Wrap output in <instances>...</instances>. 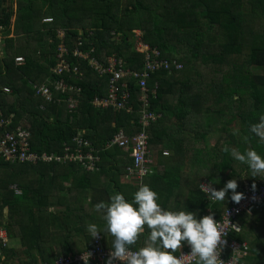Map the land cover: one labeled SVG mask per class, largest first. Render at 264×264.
<instances>
[{
  "label": "trees",
  "instance_id": "16d2710c",
  "mask_svg": "<svg viewBox=\"0 0 264 264\" xmlns=\"http://www.w3.org/2000/svg\"><path fill=\"white\" fill-rule=\"evenodd\" d=\"M45 18L52 22L42 23ZM58 30L63 31L62 39ZM0 34V84L9 91L0 92V113L11 118V127L29 133L31 152L62 154L64 145L74 148V138L81 133L99 160V171L90 174L76 163H10L0 157V226L7 234V243L0 245V264H53L58 258L79 255L94 245L87 224L105 226L94 205L107 203L115 192L131 199L140 186L127 178L130 152L108 146L119 131L126 136L139 131L140 87L134 79L127 82L130 114L94 107L95 98L106 96L110 76L96 74L85 60L73 57L79 38L89 57L104 65L114 57L125 71L143 70L137 40L156 49L158 60L182 65L178 71L173 66L171 72L157 70L145 81L150 110L161 117L148 129L154 173L141 184L158 193L162 207L186 208L198 217L211 214L218 221L236 204L231 190L224 201L208 204L200 183L208 180L219 190L225 185L220 181L235 179L236 191L243 194L241 172L247 167L225 149H249L238 142L237 134L248 136L244 140L252 149L260 147L248 132L250 124L237 133L226 124L236 115L255 123L257 107L264 103V74L258 73L264 69V0H0ZM16 43L19 49H11ZM60 44L79 75L53 73ZM17 57L23 63L16 64ZM55 81L73 90L57 92L51 86ZM44 83L54 103L34 96L31 84ZM68 98L77 102L72 111L67 109ZM248 101L251 110L245 108ZM223 130L229 132L228 146L214 157L208 155L218 146L208 144L209 134ZM165 150L168 156L162 155ZM158 164L161 171L155 170ZM237 222L241 233L236 240L248 241L264 226V203L245 211ZM99 237L111 250L110 234ZM146 239L147 231L132 250ZM239 264L245 260L239 259Z\"/></svg>",
  "mask_w": 264,
  "mask_h": 264
},
{
  "label": "clouds",
  "instance_id": "9594fccd",
  "mask_svg": "<svg viewBox=\"0 0 264 264\" xmlns=\"http://www.w3.org/2000/svg\"><path fill=\"white\" fill-rule=\"evenodd\" d=\"M46 19L48 18L43 19L42 23H47L44 22V20ZM58 31H62V30H58ZM142 56H143V65H144V55L142 54ZM15 63L19 65L23 63V60L17 63L15 58ZM174 63L180 65L182 68V65L176 61H173L172 63H170V65L174 67ZM174 71H178V70L174 68ZM154 73H151L149 76H151ZM53 83L54 82L51 83V86ZM42 85H46V83ZM42 85L35 86L31 84L35 97H38L35 95V87H40ZM0 92L9 93L8 89L4 86H1V84H0ZM68 100L71 99L68 98ZM68 100L66 102L67 109L69 111H72L75 109L77 102L75 100H71L74 103L76 102V104L73 109H69ZM44 103H46V101ZM39 109L40 111H44L45 106L41 105ZM132 111L133 110H131L130 113H132ZM148 111L154 113L155 115H159V117L156 118V120H158L161 117V114L151 111L150 106L148 107ZM140 112H139V119L141 115ZM0 119L8 122V124L6 125L7 132H9L12 135L15 134L17 128H20V127H14V128L11 127L12 125L11 118H4L2 113H0ZM139 119L137 121V124L139 122ZM152 123L146 129V134L148 137L147 145H148V161H149L147 165L148 169L144 170L146 175L140 179H137L129 174L128 170L132 168L133 160H132V164L126 169L127 178H129L130 180L132 179L135 183H138L140 186L132 194L131 199L126 198L122 192H115L109 197L107 203L103 201L96 203L94 205V210L97 213L101 214V219L104 221L105 226L101 228L96 223H88L86 226V232L93 239L97 238L103 232H107L112 237L111 251L109 253V257L105 262V264H119V261L121 260H123L125 264H182V261L174 253L178 248H181L182 246L185 245L190 247V252L189 254H187V256L194 258L195 264H222L221 260L219 259V256H220V251L224 245V240H223L224 232L220 222L216 221L213 215L210 214V215L198 217V214L196 212L189 211L186 208L181 210L165 209L164 207L161 206L158 193L155 190H153L150 185L141 184L142 180L145 177H148L154 173V167L151 164V158H150L149 135H148V129L150 128ZM138 126L140 127V124H138ZM140 131H141V127L138 132ZM138 132H136L135 134H137ZM248 132L251 136L257 138L261 142H264V114H261L258 117L257 122L252 123L249 126ZM112 138L110 140H112ZM244 139L247 140L248 136H245ZM29 140H30V135L28 138V144L30 149ZM65 147L68 146L64 145V148ZM75 148L76 147L74 146L73 150ZM119 149L123 150L122 148ZM92 150H93L92 155H95L94 148H92ZM225 150L230 151V156L232 159L243 165H246L247 170L249 171L251 176L256 177V176L264 175V157H262L255 149H245L243 152H240L235 148H232L230 150L229 149H225ZM123 151L130 152V156H131V151L129 149L127 151L125 150ZM86 152H88L87 149L82 150L83 155H85ZM42 154H46V153H42ZM50 154H55L60 156L63 155V151L62 154H57V153H50ZM50 154H46V155H50ZM163 155L168 156V153H164ZM6 162L15 163L16 161L8 160ZM74 163L79 164L77 162ZM58 164L63 165L69 163H58ZM98 171H99V167H97V171L94 172L85 171V172L93 174ZM257 183H261V182H257ZM254 185L253 188L255 187ZM237 187L238 185L236 180L232 179L227 181L224 187L220 190H215L212 188H208V189H209V194L212 195L215 200L221 202L225 200L226 194L229 192V190H231L232 193L230 196L231 201L235 203H239V201L243 198V194L236 191ZM1 229L4 230L3 227ZM145 231H147L146 241L143 243L142 246L139 247L138 250H132L131 246H133L137 242L140 234L145 233ZM100 242L102 244L101 247L103 250L105 251L110 250L104 247L103 241ZM93 247L94 245L87 248L85 251ZM243 258L244 256L241 257L240 259ZM238 264H239V260H238Z\"/></svg>",
  "mask_w": 264,
  "mask_h": 264
},
{
  "label": "built area",
  "instance_id": "2783aa9c",
  "mask_svg": "<svg viewBox=\"0 0 264 264\" xmlns=\"http://www.w3.org/2000/svg\"><path fill=\"white\" fill-rule=\"evenodd\" d=\"M44 22H51L50 19L44 20ZM57 37L59 39L63 38V32L58 31ZM136 51L144 55V65L141 72H134L123 69V63L121 60H117L114 57L107 59L106 64H101L94 57H89V53L82 51L81 39H78L77 47L73 51V57L85 60L88 66L98 75H109V87L105 97L95 98L93 100L94 107L98 109H108L112 108L116 111H125L130 113L132 108L130 101V93L128 91L127 82L129 79H134L141 91L139 101L142 104V109L140 112V119L138 124H140L141 131L133 136H126L122 131L117 133L112 140L109 141L108 146H117L127 151H131V157L133 160L132 168L128 170L131 176H134L137 179L142 178L146 175L145 171L148 161V145H147V134L146 129L149 125L159 117L152 112L148 111V101L147 96L145 95V81L146 78L157 70L164 69L165 71H170L171 65L167 60H158L159 53L156 49H150L145 43L135 41ZM92 53V50L90 51ZM68 52L63 44L58 47L56 61L57 64L53 69V73L56 75L64 74H73L74 76L79 75V70L77 66H72L68 61ZM21 58H16V62H21ZM174 68L176 70L181 69L180 65L174 63ZM52 87L55 91H64L66 89L73 90L72 87H67L60 82H54ZM77 91H79L77 89ZM35 95L44 99L48 103L54 102L52 96V91L48 88L47 85H42L40 87H35ZM76 102L74 103L71 100H68V108L73 109ZM42 109V108H41ZM7 121L0 119V157L5 161H18L25 162L30 161L36 163L37 161L43 163H74L77 162L81 165L83 170L86 172L97 171L96 162L98 161L97 157L92 155L91 145L82 139L81 134L78 133L74 138L75 149L71 147H65L63 150V155L55 154H41L38 155L33 153L29 149L28 138L29 134L25 130L17 128L15 134L12 135L7 132L6 125ZM88 152L85 155L82 154V150ZM210 183V182H209ZM211 184V183H210ZM254 185V184H253ZM253 185L249 182L243 183V198L239 203L234 204L233 206L227 208L220 220H218L222 226L224 236V245L220 251L219 259L222 264H238V260L246 255L247 247L244 244H239L230 238V233L236 226V219L238 216L243 214L245 211L250 209L253 206L261 204L264 202V184L256 183L253 188ZM200 190L203 192L205 199L208 203H214L217 200L209 194V189L212 188L211 185L201 183L199 186ZM213 189V188H212ZM6 232L0 228V244L4 246L7 243L4 238ZM102 239L98 236L94 238V247L88 249L86 253L75 255L74 257H61L58 258L53 264H105L109 257L111 250L105 251L101 247ZM92 251V253H91ZM190 252V247L184 246V248L176 255L181 261L182 264H195V259L187 256ZM48 264V263H43ZM119 264H125L123 260L119 261Z\"/></svg>",
  "mask_w": 264,
  "mask_h": 264
},
{
  "label": "crops",
  "instance_id": "0c3cea01",
  "mask_svg": "<svg viewBox=\"0 0 264 264\" xmlns=\"http://www.w3.org/2000/svg\"><path fill=\"white\" fill-rule=\"evenodd\" d=\"M1 38H2V36L0 34V55L3 53L2 50H1L2 49ZM258 73L259 74H264L263 72H261V70H259ZM247 106H248V109L251 110L252 105L249 104V101H248V103H246L245 108H247ZM257 114H258V117L261 114H264V103L259 104V106L257 107ZM236 120H240L239 115H236V118L233 121H236ZM257 120H258V118H257ZM248 123H250L249 120H246V119H244V121L240 120L239 129H241L242 127H244ZM250 125H251V123H250ZM237 132H234V133H237ZM237 136L239 137L238 142L240 144H244L245 146L249 147V145H250L249 142L245 141L244 138H242L239 134H237ZM256 140H257V144L259 145L260 148H253V149H255V150L259 149L258 153L262 157H264V150L261 149V147H264V142H261L258 139H256ZM164 153H168V152L165 150L162 153V155ZM157 169L159 171H161L162 167L158 164L157 167L155 168V170H157ZM243 174H245V175H243ZM241 177H242V180H241L242 183L249 182L251 184H256L257 182H260L261 180H262V182L264 181V175L252 177L248 170H246V171L243 170L241 172ZM252 178H254V179H252ZM128 180H130V179L128 178ZM54 209H56V208H50V210H54ZM0 228H2V227L0 226ZM232 231L235 232V233H234L233 237L230 236V238L233 239L234 241L238 242L239 244L246 245V247H247V251L245 252L246 255H244V258H243V260H245V264H264V226L263 227H258L257 230H254V232L251 235V237H249V240L248 241H243V242H241L239 240H236V239L239 238L240 233H241V226H240V224L238 222L236 223V226L234 227V229Z\"/></svg>",
  "mask_w": 264,
  "mask_h": 264
},
{
  "label": "rangeland",
  "instance_id": "374dc122",
  "mask_svg": "<svg viewBox=\"0 0 264 264\" xmlns=\"http://www.w3.org/2000/svg\"><path fill=\"white\" fill-rule=\"evenodd\" d=\"M41 9H39V10H41ZM13 21H14V17L11 19L12 23H13ZM215 31H216V29L213 30V32H215ZM11 49H13V50L19 49L18 43L14 44V46ZM260 70H261V72L264 73V69H260ZM201 74L202 75H206L207 73L204 72V69H201ZM249 124L250 123H248L247 125H249ZM239 126H240V120L231 121L230 123L226 124V127L229 128L230 132H232V133L237 132L239 130ZM227 134H229V132L226 131V130H223L222 132L215 131L214 133L209 134V136H208V141H209L208 144L211 145V146H215V145H218V146L216 148H211L210 151L208 152V155H211V156L214 157L215 153H217V152L220 153L222 151L220 149L221 147L228 146L229 142H228V140H225V139H227ZM210 135H211V137H210ZM198 145H201V144L199 143ZM231 147L234 148L233 146H231ZM208 149L209 148H207V150ZM249 149H251L250 145H249ZM225 175H228V174H225ZM243 175H245V174H243ZM226 182H227L226 180L225 181H220V184L224 185ZM201 183L207 184V185H211L208 182V180H203ZM217 184L220 185L219 183H217ZM4 238L6 240V235H4ZM101 246H102V244H101ZM55 249H57V247ZM84 253H86V251L81 252V254H84ZM91 253H92V251H91Z\"/></svg>",
  "mask_w": 264,
  "mask_h": 264
}]
</instances>
